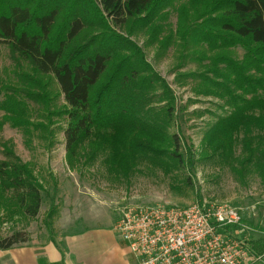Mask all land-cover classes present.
I'll use <instances>...</instances> for the list:
<instances>
[{"label":"trees","instance_id":"16d2710c","mask_svg":"<svg viewBox=\"0 0 264 264\" xmlns=\"http://www.w3.org/2000/svg\"><path fill=\"white\" fill-rule=\"evenodd\" d=\"M166 1L0 0V43L8 48L18 72L17 85H3L5 120L28 135L44 128L29 118L36 110L37 116L44 111L49 119L63 118L65 163L73 171L101 159L112 177L127 178L144 163L168 175L184 168L183 155L192 166V148L177 133L169 134L176 119L172 91L145 63L139 48L134 44L127 48L113 29L148 24L152 13ZM202 2L219 13L213 19L216 38L245 51L239 63L216 58L215 62L224 65L219 76L231 89L250 98L229 95L232 110L204 132L200 155L226 162L241 136L244 154L238 163L264 184V0ZM93 30L98 33L90 36ZM130 49L131 55H125ZM148 72L151 75L144 76ZM201 78L202 86L220 87ZM49 80L63 102L62 109L52 106V112L47 111L54 105L53 98L46 100ZM154 80H160L162 88L163 105L156 108L151 104L157 95L149 94ZM3 155V212L10 218L14 213L36 218L45 193L43 183L9 147L5 146ZM27 242L25 233L17 231L0 239V251Z\"/></svg>","mask_w":264,"mask_h":264},{"label":"rangeland","instance_id":"374dc122","mask_svg":"<svg viewBox=\"0 0 264 264\" xmlns=\"http://www.w3.org/2000/svg\"><path fill=\"white\" fill-rule=\"evenodd\" d=\"M218 14L211 11V7L205 8L202 0H167L152 13L148 24L113 27L123 45L132 49L131 44H134L139 48L145 63L176 99V119L169 134L177 133L184 144L192 148L194 162L190 166L189 159L183 155L184 168L168 175L144 163L127 178L114 174L112 177L101 159L73 171L65 163L63 118L52 116L49 119L44 111L37 116L36 110L29 118L32 124L44 128L29 131L28 135L9 124L4 118L6 112L2 104L6 91L3 85H17L18 72L8 48L0 43V161L5 159V146L9 147L23 163L30 164L45 188L34 219L18 213L7 217L0 203V239L22 231L29 243L51 241L61 248L63 237L78 223H98L113 231L114 222L126 206H189L201 201V204H229L238 209L248 228L246 235L252 248L255 252L258 250L259 255L264 254V184L256 173L238 163L244 154L241 136L233 144L226 162L200 155L204 132L232 110L229 95L250 98L231 89L219 76L224 65L215 62L216 58L239 63L245 51L238 44L216 38L213 19ZM95 33L98 30L89 35ZM131 49L126 50L125 55H131ZM146 75L151 74L144 73ZM201 77L220 87L202 86ZM153 83L149 94L157 97L153 98L151 107H161L160 80ZM46 91V100L53 98L54 103L47 111H54L52 106L62 109V97L58 96L52 80ZM258 95L261 94L258 92ZM29 106L37 108L34 104ZM37 109L44 110L40 105ZM113 235L119 240L114 231Z\"/></svg>","mask_w":264,"mask_h":264},{"label":"built area","instance_id":"2783aa9c","mask_svg":"<svg viewBox=\"0 0 264 264\" xmlns=\"http://www.w3.org/2000/svg\"><path fill=\"white\" fill-rule=\"evenodd\" d=\"M240 211L229 204L129 205L114 226L134 264H256Z\"/></svg>","mask_w":264,"mask_h":264},{"label":"crops","instance_id":"0c3cea01","mask_svg":"<svg viewBox=\"0 0 264 264\" xmlns=\"http://www.w3.org/2000/svg\"><path fill=\"white\" fill-rule=\"evenodd\" d=\"M89 223L71 226L72 229L63 237L61 248L51 241L27 242L0 251V264H134L127 245L113 235L116 222L113 231L102 228V224ZM105 251L106 254L103 253ZM261 256L262 261L256 264L264 263V254Z\"/></svg>","mask_w":264,"mask_h":264}]
</instances>
